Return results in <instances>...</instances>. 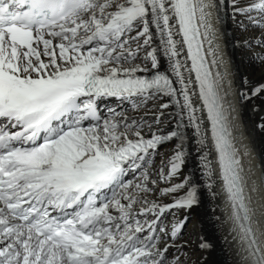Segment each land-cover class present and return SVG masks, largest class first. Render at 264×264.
I'll return each mask as SVG.
<instances>
[{"label": "snow or ice", "instance_id": "1", "mask_svg": "<svg viewBox=\"0 0 264 264\" xmlns=\"http://www.w3.org/2000/svg\"><path fill=\"white\" fill-rule=\"evenodd\" d=\"M238 104L264 112V0H0V264H264Z\"/></svg>", "mask_w": 264, "mask_h": 264}, {"label": "bare ground", "instance_id": "2", "mask_svg": "<svg viewBox=\"0 0 264 264\" xmlns=\"http://www.w3.org/2000/svg\"><path fill=\"white\" fill-rule=\"evenodd\" d=\"M227 29L228 31H235L230 22L227 24ZM236 34L239 35V33ZM221 44L223 47L224 58L230 62L229 71L230 73H234L232 76L234 81L239 82V80L244 76H248L249 78H252L253 76H259V70L249 60L247 53L242 48H232L228 45V41L223 39L221 40ZM205 47H207V45H205ZM208 59L210 61L211 57H208ZM237 112V134L243 132L245 136H248L249 132L251 133L249 138L244 142L248 143L249 146L253 148L254 159L252 160V167L258 177L260 175L261 167L264 166L260 160L261 144L257 143L255 146H253L252 141H264L262 134L255 128V124L259 122V118L260 116L264 115V112L254 114L251 112L250 106H244L241 108L239 104L237 105ZM223 201L224 197L220 196L215 202V205H218L216 207V215L220 216L221 221L225 219V213L220 210L224 206ZM227 231L228 226L226 225L224 227V233L227 234ZM229 239H231V237H229Z\"/></svg>", "mask_w": 264, "mask_h": 264}]
</instances>
